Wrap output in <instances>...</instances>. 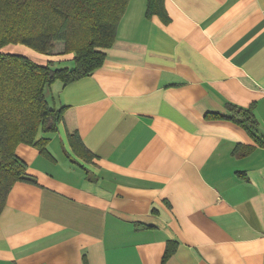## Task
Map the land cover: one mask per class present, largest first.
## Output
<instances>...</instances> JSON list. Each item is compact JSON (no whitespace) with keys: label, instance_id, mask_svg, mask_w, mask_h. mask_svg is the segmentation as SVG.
Wrapping results in <instances>:
<instances>
[{"label":"crops","instance_id":"crops-1","mask_svg":"<svg viewBox=\"0 0 264 264\" xmlns=\"http://www.w3.org/2000/svg\"><path fill=\"white\" fill-rule=\"evenodd\" d=\"M146 5L128 1L97 70L47 87L62 119L48 156L16 148L36 183L7 195L0 264H264V0H164L167 23Z\"/></svg>","mask_w":264,"mask_h":264},{"label":"trees","instance_id":"trees-1","mask_svg":"<svg viewBox=\"0 0 264 264\" xmlns=\"http://www.w3.org/2000/svg\"><path fill=\"white\" fill-rule=\"evenodd\" d=\"M129 0H0V214L16 181L36 183L17 155L19 144L32 145L49 155L48 136L57 130L62 108L49 105L46 89L54 81L64 84L97 70L105 49L115 41L117 25ZM145 15L169 21L164 0H147ZM8 45H24L39 54H73L72 66L38 63L5 52ZM229 118L257 137V121L249 108L229 105ZM73 152L92 155L76 133L69 135ZM168 243L165 260L174 250Z\"/></svg>","mask_w":264,"mask_h":264},{"label":"rangeland","instance_id":"rangeland-1","mask_svg":"<svg viewBox=\"0 0 264 264\" xmlns=\"http://www.w3.org/2000/svg\"><path fill=\"white\" fill-rule=\"evenodd\" d=\"M17 45H8V46H5L2 50L5 51V52H12V53H16L17 52Z\"/></svg>","mask_w":264,"mask_h":264}]
</instances>
